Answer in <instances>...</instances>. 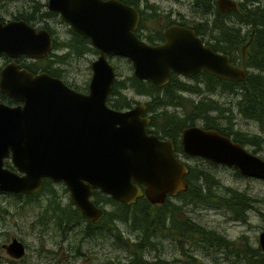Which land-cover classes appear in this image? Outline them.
<instances>
[{
	"label": "water",
	"instance_id": "1",
	"mask_svg": "<svg viewBox=\"0 0 264 264\" xmlns=\"http://www.w3.org/2000/svg\"><path fill=\"white\" fill-rule=\"evenodd\" d=\"M217 2L222 11L236 8L232 0ZM48 6L87 39L98 55L90 63L87 92L47 73L34 75L14 61L1 68L0 91L20 104L0 103V192L33 194L44 178L60 182L82 216L97 222L103 210L92 201L95 189L126 205L143 195L158 204L185 191L188 167L174 156L170 140L147 132L149 118L142 116L146 104L126 110L107 105L115 80L108 58H128L134 76L157 87L169 81L171 70L187 77L203 70L242 81L244 58L242 66L231 63L229 55L204 45L192 28L176 24L165 28L163 43L151 45L133 32L138 11L119 0H48ZM51 48L47 31L37 32L23 20H0V54L39 58ZM181 145L189 156L264 179V160L216 129L186 126ZM5 159L15 169L4 166ZM258 241L264 250V232ZM6 248L15 258L25 253L23 242L16 237Z\"/></svg>",
	"mask_w": 264,
	"mask_h": 264
},
{
	"label": "trees",
	"instance_id": "2",
	"mask_svg": "<svg viewBox=\"0 0 264 264\" xmlns=\"http://www.w3.org/2000/svg\"><path fill=\"white\" fill-rule=\"evenodd\" d=\"M3 1L0 0V3ZM29 1H31L30 4L33 3L36 6L37 10L41 9V12H43L42 8L47 7V4L42 3L41 0ZM204 1L206 3L203 0H194L196 14L194 16L199 15L201 18L197 20L193 17L190 23L186 21L182 23L194 28L198 34L205 33L207 43L215 49L231 55L234 59L240 58L241 47L248 41L251 30L243 32L241 28L231 24V21L255 28L251 42L245 49V63L254 69L249 70L244 80L240 82L215 80L213 76L209 77L204 73L198 75V80H195L193 84L171 79L162 87L163 93H160L159 88L153 83L136 78L133 72L121 77L120 71L115 67L118 72L117 76H119L109 93L108 105L116 109L130 107L132 102L137 101H132L126 92L133 91L147 97V111L155 109L154 107L159 108L154 115L157 119L161 116L162 127L172 129L174 133H166L171 137L180 133L183 127L199 124L207 129H216L243 145L259 146V135H250L232 126L235 123L233 111L236 109L246 118L260 120L264 127V117L260 115L264 113V76L262 75L264 74V9L260 6L249 8V4L255 0H245L240 3L244 14H239L237 20L235 19V17L238 18L237 16L226 20L217 15L220 12L216 10L213 0ZM6 3L0 4V11ZM198 5L205 8L204 13L198 10ZM146 6L147 10H141L143 22L156 15L155 7L151 4H146ZM151 7L154 10L148 11ZM25 11L35 12L24 5L17 15ZM63 41H58L56 47H64L66 49L64 54H50L51 59L47 60L48 63L58 62L62 67L61 63L67 64L71 56L82 57L87 53L97 54V50L91 47L82 36L76 35L72 41L67 43ZM60 72L59 69L50 70V73L56 77H62ZM71 87L76 86L71 84ZM216 87H220L223 92L239 91V94L233 103L231 101L222 102L218 98L204 95V92H211ZM149 131L152 130L149 129ZM161 133L164 134L165 131L161 130ZM256 150H252L253 153L256 154ZM194 160L195 163L187 165L189 170L185 176L187 189L176 197H167L161 204H153L145 198H138L134 204L126 205L95 189L92 194L93 201L105 206L103 217L97 223L84 219L80 210L71 202L67 204L58 202L54 197L55 190L52 181L47 178L44 179L43 187L38 193L14 196L25 199L22 203L26 205L27 201H32L39 194L48 192L51 196L48 198L49 202L36 219L39 225L44 226L47 219L51 217L55 229L63 236L65 230L76 225L83 239H103L110 242L112 246L126 253L125 261L111 262V264H174V260H166L152 253L162 239L178 243L181 249L180 258L185 260L186 264H192V260L195 259L194 251H197L198 247L210 253L220 250L228 252L234 256L232 261H238L239 264H264V250L259 246H253L247 241L245 235L239 236L236 240L242 241L237 243L236 240L227 238L223 233L197 222L189 212L184 213L183 204L220 208L226 210L227 213L230 212L231 218L244 222L247 217L246 213L249 210H256L254 204L258 201L247 190L223 185L213 170L215 163L198 157ZM4 163L6 167L14 169L10 160L6 159ZM236 174L239 175L238 172ZM64 190L67 191L66 188ZM174 199L179 201L174 202ZM110 205L112 208H106ZM124 225H127L129 231L135 234L133 239L130 236H123L122 226ZM78 248V244L75 245L74 255L83 254ZM149 255L152 256L149 257ZM51 257L54 258V255Z\"/></svg>",
	"mask_w": 264,
	"mask_h": 264
},
{
	"label": "rangeland",
	"instance_id": "3",
	"mask_svg": "<svg viewBox=\"0 0 264 264\" xmlns=\"http://www.w3.org/2000/svg\"><path fill=\"white\" fill-rule=\"evenodd\" d=\"M144 1L149 5L153 1H157L160 5L155 10L156 15L151 18V20L156 19L154 22H151V26L154 28H163L167 22V18L170 19L174 17V15L179 16V12H182L186 22L190 23V19L193 17L198 20V16H194L196 15L194 12V0H186V3L183 0ZM238 1L239 3L245 2V0ZM4 2L7 3L0 11V16H4L5 19H9L11 16H18L12 14L21 11L24 5L30 8V5L33 4H30L31 1L28 2V0H4L0 4ZM160 14L165 15L163 21L157 19ZM147 21L148 20H146V23ZM236 24V27L241 28L243 32L251 29L249 25L237 21ZM59 39L67 43L72 41L74 36L66 34V36H59ZM58 49L59 50L56 51L58 55H63L66 51L62 46ZM97 55L98 54L87 53L82 57L71 56V60L69 59L67 64L61 63L65 72L60 66L57 69L61 70L60 73L63 78L76 86L74 87L75 89L82 92L87 91L88 82L91 77L90 63ZM126 59H119L118 57L110 58L112 65L120 71L121 77L133 72L131 63ZM253 69V67H249L250 71ZM262 75L264 76V74ZM126 93L132 101L144 102L147 100L145 96L136 94L133 91H127ZM238 94L239 91L224 92L223 94H214L210 97L218 98L222 102L231 101V103H233ZM135 104V102H132V105ZM233 113L235 123L232 127L234 129L247 132L250 135H259V137L261 135L262 141L259 142V146L247 144V148L249 150L257 149L256 154L264 159V127L262 129L261 121L249 118L246 119V117L236 109ZM262 115L264 117V114ZM187 163H195V160L188 158ZM205 165L209 166V164ZM213 170L223 185L238 188L239 190H247L249 194L254 195L258 199L254 204L256 210H249L246 213L247 217L244 222L231 218L230 212L229 214L226 210L220 208H206L205 206L200 207L199 205L185 206L183 204L184 213L189 212L194 220L208 228L223 233L229 239L236 240L239 236L245 235L247 241L253 246H259L258 235L264 231V179L237 175V171L234 168L217 163L213 165ZM52 186L55 190L53 193L56 200L63 204L69 203V194L64 190L65 186L62 183L54 182H52ZM49 197L51 196L48 192H45L44 194L36 196L34 200L27 201L25 205L22 203V201L25 200L23 198H17L13 194L0 193V208L2 209L0 210V264H111V262L125 261L126 253L123 250L115 248L110 242H106L103 239H83L79 234V227L76 225H72L71 228L65 230L64 236L55 229L51 217L47 219L44 226L39 225L36 219L48 204ZM173 201L177 202L179 200L174 199ZM107 208H112V205ZM46 215L48 216V212ZM63 227H67V225H63ZM122 234L123 236H130L132 239L135 237V234L129 231L127 225L122 226ZM12 237L21 239L25 244L26 250L22 258L15 259L11 257L2 247V244L9 242ZM236 241L240 243L242 240ZM77 244L79 246V251L83 253L82 255L79 254V256L77 254L74 255L76 253L75 245ZM48 250H51V252H48ZM54 251H56V253H54ZM152 253L166 260H174V264H186L184 262L185 260L183 261V259L180 258L181 249L178 243L169 239L160 240ZM145 254L147 255V252ZM51 255H54V258H52ZM193 255L195 259L192 260V264H239L238 261H232L234 258L233 255L221 250L212 251V253H210L208 250L198 247ZM150 256L152 255H149V257ZM60 257L63 259L61 260Z\"/></svg>",
	"mask_w": 264,
	"mask_h": 264
},
{
	"label": "flooded vegetation",
	"instance_id": "4",
	"mask_svg": "<svg viewBox=\"0 0 264 264\" xmlns=\"http://www.w3.org/2000/svg\"><path fill=\"white\" fill-rule=\"evenodd\" d=\"M119 1L133 7L135 10L138 11L139 18H138L136 28L133 30V32L138 38H140L141 40H143L149 44H161V43H163L165 40L164 35H163V30L166 27L170 26L171 24L181 25L182 22L185 21V19L183 18L182 12H179V14H180L179 16L174 15V17H172L170 19L167 18V22L164 25V27L161 29H157V28H154L151 26V22H154L156 19H153V20L149 19L147 21V23L142 21L141 10H147L146 9L147 2H145L144 0H119ZM165 1H182V0H165ZM183 1L186 3V0H183ZM213 1H214V6H215L216 10L218 12H220L217 15L222 16L226 20L231 19V17H234V16L238 17V18L235 17V19L237 20V19H239V14H244V10L242 9L238 0H234L236 2V6H237V8L234 11H222L218 8L217 0H213ZM41 2L42 3L44 2L47 4V7L42 8L43 12H41V9L37 10L36 6L34 4H32V5H30V9L35 10V12H26L25 11L22 14L18 15L17 18H13V16H11V18H9V19H5L4 16H0V20L2 17L4 18L3 22H7L9 20H23L27 24V26L35 29L37 32H39L41 30L47 31L49 33V35L52 37L51 51L49 52V54L47 56L42 57V58H29V57H26L24 55H21L15 59H11L6 54L2 53V54H0V71H1V68L5 64H7L10 61H14L16 64H19L21 67L27 69L29 72L33 73L34 75L41 74V73H47V74H50L51 76H54L50 73V70L51 69H57L60 65L58 62H54V61H51L50 63H48L47 60L51 59V57H49L50 54H56V51L58 50L56 45H57V42L60 41L59 36L60 37L66 36V34H71L73 36H76V35L82 36L80 33L75 31L67 22H65L62 19L59 12L49 9L48 0H41ZM203 2L206 3V1H204V0H203ZM151 5H153L155 8H158L160 6L157 1H153L151 3ZM257 6H260L261 8L264 9V0H255V2H251L249 5V8H256ZM151 9H152V7L148 11H151ZM198 10H200L201 13H204L205 8L203 6L198 5ZM165 15H166V13H165ZM165 15L160 14L157 19H160L161 21H163V18L165 17ZM231 24H233L235 26L237 25L236 22H234V21H231ZM250 30L251 31H250V34L248 37L249 39L252 38V34L255 32V28H251ZM195 34L201 38V40L204 42V44L209 45L208 43H206L207 40L204 37L205 33L202 35V34H198L195 31ZM88 43H89V41H88ZM89 45H90V43H89ZM209 46L212 48V50L217 51V49H215L211 45H209ZM97 54H98V51H97ZM111 56H113V55H111ZM231 61H232V59H231ZM235 62H241V61L239 59H236ZM61 68L64 71L63 66ZM204 73L209 77L212 76L211 74H208L207 72L199 71L198 73L194 74L191 77H186L182 74H177V73L171 71L170 75H169V81L171 79L179 81V82L195 81V80H198V78H197L198 75L204 74ZM54 77H56V76H54ZM212 78L215 80L220 79V78H217L215 76H213ZM61 79H62V77H61ZM63 81L71 87V82H69L66 79H64ZM158 88H159V92L163 93V88L162 87H158ZM214 94H222L220 87H216L211 92H206L205 96L210 97L211 95H214ZM0 102H3L5 104H9V105H13V106L20 104V102L14 101L13 99L9 98L4 92H1V91H0ZM154 108L155 109L152 108L148 112L145 111L143 113V117H147L150 119L149 123L147 124V129L148 130L150 129L152 131H148V132L156 135L160 140H167V141L170 140L172 142L174 156L181 162H187V159L189 157L182 150L181 131H180V133H176L174 135V137H171L168 134H166V133H174V132L171 131L172 129L170 130V127H162L161 122H163V120H162L161 116H159V118H158L159 120H158L154 115L155 112L159 111V108L158 107H154ZM262 114H264V113H260V115H262ZM262 129H263V127H262ZM161 130H162V132L165 131V133L162 134ZM261 138L262 137L260 135V141H262ZM246 146H247V144H246ZM142 189H143V187H142ZM180 193L181 192H179L178 194H180ZM140 198H145V196L143 195ZM70 228H71V226H70Z\"/></svg>",
	"mask_w": 264,
	"mask_h": 264
},
{
	"label": "bare ground",
	"instance_id": "5",
	"mask_svg": "<svg viewBox=\"0 0 264 264\" xmlns=\"http://www.w3.org/2000/svg\"><path fill=\"white\" fill-rule=\"evenodd\" d=\"M121 57V56H120ZM124 58H126V57H124Z\"/></svg>",
	"mask_w": 264,
	"mask_h": 264
}]
</instances>
